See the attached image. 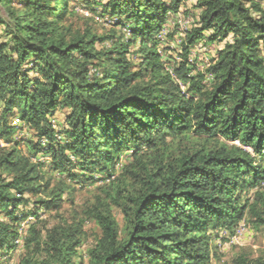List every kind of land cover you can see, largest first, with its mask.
<instances>
[{"label":"trees","instance_id":"trees-1","mask_svg":"<svg viewBox=\"0 0 264 264\" xmlns=\"http://www.w3.org/2000/svg\"><path fill=\"white\" fill-rule=\"evenodd\" d=\"M74 1L129 38L77 27ZM182 2L0 0L1 255L19 237L20 205L33 196V215L58 212L73 182L103 184L83 209L99 229L88 264H212L214 231L232 234L241 221L264 229V0H196L168 69L158 34ZM225 39L197 68L191 49ZM61 108L57 131L50 118ZM15 115L36 138L29 151L49 156L62 183L18 147ZM82 224H54L43 236L28 228L18 264H79Z\"/></svg>","mask_w":264,"mask_h":264},{"label":"rangeland","instance_id":"rangeland-1","mask_svg":"<svg viewBox=\"0 0 264 264\" xmlns=\"http://www.w3.org/2000/svg\"><path fill=\"white\" fill-rule=\"evenodd\" d=\"M195 3L196 0H183L178 11L166 21L162 31L158 34V37L161 39L158 52L162 57V61H164V66L168 69H171L173 60H178L179 58L175 52L180 40L183 38L185 28L189 27L191 22L196 19L198 9L195 8ZM72 5L74 9L79 11V14L83 18L75 21L77 27H84V21H86V25L91 26L98 34L113 33L116 38L125 40L129 38V30H126L125 27H121V29L120 27L113 26L106 18L100 17L98 11L91 13L87 8L82 6L80 1H74ZM168 33H171V36L166 37ZM4 40H6V37L3 34L2 25H0V42ZM225 41L226 39L218 43H206L205 40H201L196 44L190 53V58L194 61L196 67L201 70L206 68L212 62V59L217 56L218 50L224 46ZM137 48V43L131 45L132 51H135ZM128 57L129 59L137 61L138 56L132 52V54H128ZM211 78L210 74H206L205 81L208 83ZM66 113L67 110L61 108L51 116L50 119L57 131L63 128ZM9 123L17 129L14 135V141H18V147L22 152L30 155V159L33 162H44L42 166L43 171L46 178H50L52 185L62 183V177L58 178V172L50 167L51 159L49 156H41L39 152L32 154V151H29L27 144L29 142H36L32 130L23 125L16 115L9 118ZM69 185L74 187V190L71 193H64L63 203L58 212L38 209L36 213L38 218H36V215L32 214L35 208L33 203L35 197L33 196H29V202L27 204L20 205L19 211L21 213L20 216L22 215V220L18 226L19 237L15 241L13 250L7 255L0 254V264H18L24 251L23 239L28 232V228L34 229L43 236L45 231L54 224L61 222L71 223L73 220H82V228L85 231V235L82 237L81 244L77 249L78 258L76 261L79 264H88L87 249L94 245L99 235V229L92 220L85 218L83 209L93 201L95 195H101L100 188H103V184L100 182L95 184L73 182L69 183ZM113 215L118 225L121 226L123 222L117 209H113ZM32 221H35V223L30 224ZM244 223L248 229H245L242 234L233 239H225L224 241L223 238L221 244H218L217 234L213 232L209 242L212 264H231L232 260L238 255H243L249 260L257 257L264 259V229L261 227L259 229H253L245 221Z\"/></svg>","mask_w":264,"mask_h":264},{"label":"built area","instance_id":"built-area-1","mask_svg":"<svg viewBox=\"0 0 264 264\" xmlns=\"http://www.w3.org/2000/svg\"><path fill=\"white\" fill-rule=\"evenodd\" d=\"M245 229H248V228L246 227L244 221H242L241 223H239L237 225V227L235 228V230H234V232L232 234L228 233L225 229H218V230H216L215 231V234H217V237L216 238H217L218 244H221L223 238H224V241H225V239H229L230 240V239L235 238L236 236L242 234V232Z\"/></svg>","mask_w":264,"mask_h":264},{"label":"clouds","instance_id":"clouds-1","mask_svg":"<svg viewBox=\"0 0 264 264\" xmlns=\"http://www.w3.org/2000/svg\"><path fill=\"white\" fill-rule=\"evenodd\" d=\"M241 222H242V221H241ZM241 222H240V223H241ZM236 227H237V226H236ZM234 230H235V229H234ZM214 232H215V231H214Z\"/></svg>","mask_w":264,"mask_h":264}]
</instances>
